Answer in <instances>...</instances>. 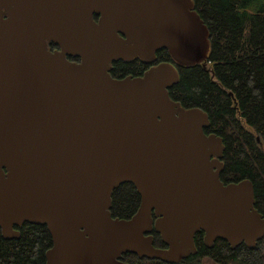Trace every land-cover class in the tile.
Wrapping results in <instances>:
<instances>
[{"label": "water", "instance_id": "obj_1", "mask_svg": "<svg viewBox=\"0 0 264 264\" xmlns=\"http://www.w3.org/2000/svg\"><path fill=\"white\" fill-rule=\"evenodd\" d=\"M160 50L172 63L109 75L113 62L150 64ZM208 52L192 0H0L2 238L44 226L45 264H126V253L175 264L196 253L199 232L208 248H254L264 218L252 183L220 181L222 139L204 133L202 110L168 95L176 66H204ZM124 183L139 206L114 219L111 196Z\"/></svg>", "mask_w": 264, "mask_h": 264}, {"label": "trees", "instance_id": "obj_2", "mask_svg": "<svg viewBox=\"0 0 264 264\" xmlns=\"http://www.w3.org/2000/svg\"><path fill=\"white\" fill-rule=\"evenodd\" d=\"M209 32L206 65L176 66L178 83L168 95L184 109L198 108L209 119L206 135L222 139L224 152L220 181L226 185L248 180L254 189V209L264 218V0H192ZM159 61L172 63L166 50ZM78 60V59H77ZM146 63L113 62V79L138 77ZM258 139V140H257ZM139 195L130 183L114 189L110 213L129 219L137 211ZM18 239L0 234V264H45L51 238L44 226L24 223ZM153 245L165 248L152 232ZM203 233L194 236L196 253L175 264H264V236L249 249L243 242L234 249L223 240L211 248ZM126 264H167L158 260L122 255Z\"/></svg>", "mask_w": 264, "mask_h": 264}, {"label": "flooded vegetation", "instance_id": "obj_3", "mask_svg": "<svg viewBox=\"0 0 264 264\" xmlns=\"http://www.w3.org/2000/svg\"><path fill=\"white\" fill-rule=\"evenodd\" d=\"M4 18H6L5 16H4ZM99 16L98 15H94L93 16V21L95 22V23H97L98 22V20H99ZM45 43H46V46L48 47V49H49V51L50 52H54V51H58L59 50V48H58V45H56L52 40H45ZM160 51H164V50H160ZM160 51H157L156 53H158V52H160ZM156 53H155V60L154 61H152L150 64H148V65H144L145 67H144V69H143V71H142V73H141V75L146 71V70H148L150 67H152V66H155V65H157V64H160V63H167V62H163V61H159L158 59H157V57H156ZM67 60L68 61H70V62H78V60H76V59H73V58H71V57H67ZM131 77V76H130ZM224 152V151H223ZM221 174V173H220ZM23 226V225H22ZM22 226H13V230L14 231H16V232H18V234H19V236H20V233H19V231H18V229L19 228H21ZM200 233V232H199ZM203 233V232H202ZM0 234H1V231H0ZM203 236H204V233H203ZM1 237H2V235H1ZM19 238V237H18ZM18 238H14V239H18ZM5 240V239H4ZM9 240H11V239H9ZM218 240V239H217ZM215 242V241H214ZM214 242H213V244H214ZM228 244V243H227ZM205 245V244H204ZM229 245V244H228ZM213 246V245H212ZM235 246L236 245H234V246H230L229 245V247L231 248V249H234L235 248Z\"/></svg>", "mask_w": 264, "mask_h": 264}]
</instances>
